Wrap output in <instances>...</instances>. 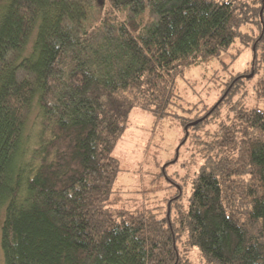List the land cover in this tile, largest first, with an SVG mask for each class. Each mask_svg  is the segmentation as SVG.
I'll return each instance as SVG.
<instances>
[{"label": "trees", "instance_id": "obj_1", "mask_svg": "<svg viewBox=\"0 0 264 264\" xmlns=\"http://www.w3.org/2000/svg\"><path fill=\"white\" fill-rule=\"evenodd\" d=\"M0 4L6 264H195L194 251L199 264H264V109L232 100L238 73L202 120L189 124L213 105L172 110L176 77L235 42L232 57L252 50L245 73L264 68V0ZM255 92L264 99V76ZM134 107L179 122L202 158L188 194L179 183L158 209L107 205L121 169L113 150Z\"/></svg>", "mask_w": 264, "mask_h": 264}, {"label": "rangeland", "instance_id": "obj_2", "mask_svg": "<svg viewBox=\"0 0 264 264\" xmlns=\"http://www.w3.org/2000/svg\"><path fill=\"white\" fill-rule=\"evenodd\" d=\"M1 1L3 0H0V3ZM235 43L218 58L194 64L190 69L185 70L183 75L176 77L178 94L176 103L183 108L193 107V109L191 112H182L175 104L172 110L192 115L205 105H213L204 114L206 116L222 100L223 95L220 94L224 81L229 75L238 73L242 75V80L232 100L242 97L244 106L264 109V99L258 98L255 92L258 81L264 76V68L260 67L258 71L251 70L245 73L244 70L251 65L252 50L250 47H244L238 57H232L231 53L238 45L237 42ZM231 57L233 61H229ZM226 62H229L228 66L223 67V63ZM226 106L227 104H224L220 108L219 118L226 116L228 111ZM37 112L38 104L34 101L25 127V137L28 142L33 139ZM215 125L212 123L210 127L213 128ZM184 136V130L179 122L134 107L130 111L127 127L113 150V155L118 158L121 169L107 205L127 209L152 207L158 209L156 206L164 204V198L173 194L179 183L184 186L185 197L190 187V183L185 181L197 171L202 158L197 152L196 142L191 137L185 141L182 138ZM164 171L174 180L168 178ZM5 213V205L0 206V264H6L2 248V225ZM192 258L195 264H199L195 251L192 253Z\"/></svg>", "mask_w": 264, "mask_h": 264}, {"label": "water", "instance_id": "obj_3", "mask_svg": "<svg viewBox=\"0 0 264 264\" xmlns=\"http://www.w3.org/2000/svg\"><path fill=\"white\" fill-rule=\"evenodd\" d=\"M263 8H264V4H262V7H261V9H260V14H262ZM252 72H253V71H252ZM204 117H205V115L202 116L201 118H198V119H196V120L190 121L189 124H194V123L198 122L199 120H202ZM185 128H187V125L185 126ZM187 135H188V131L185 132V137H184V139L187 137ZM176 154H177V152H176Z\"/></svg>", "mask_w": 264, "mask_h": 264}]
</instances>
